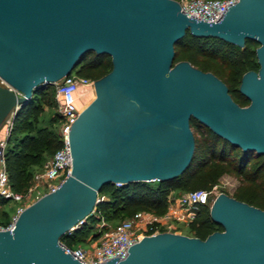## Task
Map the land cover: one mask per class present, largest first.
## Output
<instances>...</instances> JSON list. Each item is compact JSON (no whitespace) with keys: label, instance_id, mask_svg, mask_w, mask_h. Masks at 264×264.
<instances>
[{"label":"water","instance_id":"obj_1","mask_svg":"<svg viewBox=\"0 0 264 264\" xmlns=\"http://www.w3.org/2000/svg\"><path fill=\"white\" fill-rule=\"evenodd\" d=\"M186 30L259 43V68L238 87L247 105L214 73L173 62ZM87 51L108 54L111 68L68 127L70 173L0 228V264H83L59 237L91 211L102 185L180 174L194 150L190 118L264 154V0H238L214 22L186 15L177 0H0V128ZM209 212L222 230L142 235L99 264H264V208L220 192Z\"/></svg>","mask_w":264,"mask_h":264},{"label":"trees","instance_id":"obj_2","mask_svg":"<svg viewBox=\"0 0 264 264\" xmlns=\"http://www.w3.org/2000/svg\"><path fill=\"white\" fill-rule=\"evenodd\" d=\"M259 43L246 39L243 46L231 43L217 36H197L185 31L173 45V62L186 60L194 67L210 71L227 85L231 97L240 105H247L249 99L239 90L242 75L248 70H258L259 63L256 47ZM111 68L110 56L105 53L85 52L75 65V73L97 79ZM53 84L36 87L30 99L13 115L10 130L5 137L2 162L10 188L24 192L34 174L33 168H41L61 145L58 131L60 115L55 113L50 123L55 126L39 124V115L43 108L39 100L50 95L53 100ZM194 137V150L189 164L178 175L149 181H131L115 185L107 183L101 186L98 195H105L96 203L95 210L107 221L122 220L137 210H148L161 214L166 210L170 196L193 189H209L223 174H232L240 178L233 197L249 204L264 208V154L255 151H243L217 135L209 127L194 118L189 119ZM6 198L0 195V205ZM98 216L92 214L80 226L63 233L59 241L72 247L77 239H83L90 230L88 219ZM2 221L1 225H6ZM191 235L205 238L223 227L213 221L209 205H201L196 215L188 222ZM100 230L91 234L97 238Z\"/></svg>","mask_w":264,"mask_h":264},{"label":"built area","instance_id":"obj_3","mask_svg":"<svg viewBox=\"0 0 264 264\" xmlns=\"http://www.w3.org/2000/svg\"><path fill=\"white\" fill-rule=\"evenodd\" d=\"M180 10L188 16L203 19L208 22L218 21L226 13L230 6L238 0H177ZM53 84V97L57 102L58 113L60 115L58 131L61 145L54 153L47 158L40 170L32 175L31 182L24 192H17L10 188L7 182L6 172L2 162V151L5 141H0V195L6 199L12 198L17 201L23 200L32 194L39 184L45 185L43 192L36 191L37 194L54 190L59 183L70 173L71 156L68 142V127L76 119L80 108L77 100L80 92L93 89V79L78 75L72 70ZM12 111L4 120L3 129L5 137L8 135L12 122ZM57 180V181H54ZM152 181V180H151ZM115 185L120 183L115 182ZM217 185L209 189H193L179 193L177 196H170L166 210L161 214H155L148 210H137L131 216L110 224L96 210L95 205L103 199V196H96L95 203L91 211L82 219L78 220L67 232L80 226L92 214L101 219L100 234L91 245L90 249L82 247H69L61 245L74 258L83 264H99L111 257L122 258L128 246L142 235H151L161 231L174 232L172 221H190L196 215L201 205L208 204L210 207L213 199L219 194L216 191ZM19 205L15 213L11 216L6 225L0 228H11L16 214L22 209Z\"/></svg>","mask_w":264,"mask_h":264},{"label":"rangeland","instance_id":"obj_4","mask_svg":"<svg viewBox=\"0 0 264 264\" xmlns=\"http://www.w3.org/2000/svg\"><path fill=\"white\" fill-rule=\"evenodd\" d=\"M74 71H75V69L73 68L72 72H74ZM93 96H94L93 89L90 91L80 92V94L78 96V100H77L78 107L79 108L84 107L93 98ZM38 103H40L42 105V108H43L41 114L38 117L39 124L40 125H47V126H50L51 128L55 129V126H53L50 123V119L52 116H55V113H58L56 100L55 99L53 100V98L50 95H47L43 99L39 100ZM1 165H2V163L0 161V167H1ZM33 170H34V173L38 172L40 170V167L39 168H33ZM54 181H57V180H54ZM154 182H155L154 180L149 181V183H151V184H154ZM240 183H241L240 178H238L232 174H223L219 177L218 181L216 182V185H217L216 191L219 193L225 192L228 195L232 196L236 187ZM44 190H45V185L39 184L38 187L36 188V190H34L31 195L24 197L23 200H21V201L14 200L12 198L6 199L5 202L0 205V223L2 221H7V219L9 220L12 216V213L13 212L15 213V211L19 205H22L24 207L25 205L34 201L37 197H39L42 194V193L37 194L36 191L43 192ZM24 193H25V191H24ZM100 196H103V195H100ZM88 221L91 224L90 230L88 231V234L83 239L82 238L77 239L72 244V247L78 246V247H82L85 249H89V247L94 243L95 238H91V234L95 233L96 231H98L100 229L99 227H100L101 219L100 218H97V219L95 218L94 220L88 219ZM117 221L118 220L113 219V220H109L108 222L110 224H114ZM172 225H173L172 229L174 230V232L182 233V234H186V235H191V231L189 230V227H188V221H184V220L183 221H175V220H173Z\"/></svg>","mask_w":264,"mask_h":264},{"label":"crops","instance_id":"obj_5","mask_svg":"<svg viewBox=\"0 0 264 264\" xmlns=\"http://www.w3.org/2000/svg\"><path fill=\"white\" fill-rule=\"evenodd\" d=\"M2 126H3V124H2ZM2 126H1V129H0V141L5 139L4 129H3ZM13 213H14V212H13ZM13 213H12V215H13ZM95 239H96V238H95ZM90 248H91V246L89 247V249H90Z\"/></svg>","mask_w":264,"mask_h":264},{"label":"flooded vegetation","instance_id":"obj_6","mask_svg":"<svg viewBox=\"0 0 264 264\" xmlns=\"http://www.w3.org/2000/svg\"><path fill=\"white\" fill-rule=\"evenodd\" d=\"M81 109V108H80Z\"/></svg>","mask_w":264,"mask_h":264}]
</instances>
